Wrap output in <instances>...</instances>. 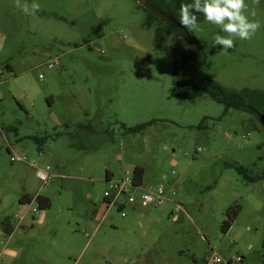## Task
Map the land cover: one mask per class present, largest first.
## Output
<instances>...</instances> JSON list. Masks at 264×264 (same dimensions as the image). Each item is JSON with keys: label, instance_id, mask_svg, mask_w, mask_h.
<instances>
[{"label": "rangeland", "instance_id": "374dc122", "mask_svg": "<svg viewBox=\"0 0 264 264\" xmlns=\"http://www.w3.org/2000/svg\"><path fill=\"white\" fill-rule=\"evenodd\" d=\"M146 1L174 24L192 2ZM36 2L26 14L0 0V264H206L214 253L264 264V178L248 183L235 168L264 174L256 117L176 96L172 26L137 0ZM246 2L262 25L251 40L225 52L214 37L226 34L200 13L188 32L213 81L264 92V0ZM138 167L170 201L107 204V174Z\"/></svg>", "mask_w": 264, "mask_h": 264}, {"label": "trees", "instance_id": "16d2710c", "mask_svg": "<svg viewBox=\"0 0 264 264\" xmlns=\"http://www.w3.org/2000/svg\"><path fill=\"white\" fill-rule=\"evenodd\" d=\"M172 26L169 31L173 39V50L176 53V68L174 79V91L176 96L194 101L204 95L210 96L216 102L224 105V114L230 110H237L253 114L262 126L264 133V92L257 90L243 89L240 91L224 88L216 81H213L209 75L202 70L206 64V54L200 44L194 40L187 29L182 28L173 22L161 18ZM138 126L132 129L136 132L145 127ZM36 143L42 145L44 139H35ZM237 172L248 182L254 183L264 178L260 176H251L245 167H235ZM134 176L138 183H143L144 169L138 167L134 170ZM111 178L108 174L106 179ZM42 208L48 207V202L44 201ZM230 220L223 224V232L226 233L231 228V215L228 212ZM8 236L13 230L7 229Z\"/></svg>", "mask_w": 264, "mask_h": 264}, {"label": "clouds", "instance_id": "9594fccd", "mask_svg": "<svg viewBox=\"0 0 264 264\" xmlns=\"http://www.w3.org/2000/svg\"><path fill=\"white\" fill-rule=\"evenodd\" d=\"M257 6L261 0H253ZM16 7L21 8L26 14H35L41 10V5L33 0L30 5H21L16 0ZM249 5L246 0H192L191 3H182L179 9V25L189 32L198 31L199 19L196 13L202 14L203 20L215 25L222 34H216L214 44L221 46L227 52L235 47L237 39L241 41L251 40L261 29L260 21L255 20V11L249 17ZM202 150V149H197Z\"/></svg>", "mask_w": 264, "mask_h": 264}, {"label": "built area", "instance_id": "2783aa9c", "mask_svg": "<svg viewBox=\"0 0 264 264\" xmlns=\"http://www.w3.org/2000/svg\"><path fill=\"white\" fill-rule=\"evenodd\" d=\"M17 160H24L25 157H16ZM14 160V158H12ZM38 179L47 183L52 177L47 170L38 169L36 173ZM107 189L105 191V201L110 205H119L121 209L127 206L134 207L141 205L142 207L161 208L170 201V196L165 192L163 186L153 187L152 185H144L138 183L134 174L132 176H124L121 179L109 178L106 180ZM139 191L137 195L136 192ZM172 194H174L172 192ZM183 209L177 207L175 212L179 214ZM124 216V214H123ZM242 259L238 257L235 260L225 261L217 254H213L206 264H241Z\"/></svg>", "mask_w": 264, "mask_h": 264}, {"label": "water", "instance_id": "95a60500", "mask_svg": "<svg viewBox=\"0 0 264 264\" xmlns=\"http://www.w3.org/2000/svg\"><path fill=\"white\" fill-rule=\"evenodd\" d=\"M142 6H144L145 8H147L148 10L156 13L157 15L170 20L165 14L161 13L158 9H156L154 6H152L148 1L146 0H137ZM173 21V20H170Z\"/></svg>", "mask_w": 264, "mask_h": 264}, {"label": "crops", "instance_id": "0c3cea01", "mask_svg": "<svg viewBox=\"0 0 264 264\" xmlns=\"http://www.w3.org/2000/svg\"><path fill=\"white\" fill-rule=\"evenodd\" d=\"M110 176V175H109ZM111 177V176H110ZM138 206V205H137ZM137 206H134L133 209H135Z\"/></svg>", "mask_w": 264, "mask_h": 264}, {"label": "flooded vegetation", "instance_id": "af4514ba", "mask_svg": "<svg viewBox=\"0 0 264 264\" xmlns=\"http://www.w3.org/2000/svg\"><path fill=\"white\" fill-rule=\"evenodd\" d=\"M170 21V20H169ZM171 22H173L174 23V21H171Z\"/></svg>", "mask_w": 264, "mask_h": 264}]
</instances>
